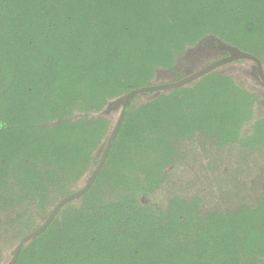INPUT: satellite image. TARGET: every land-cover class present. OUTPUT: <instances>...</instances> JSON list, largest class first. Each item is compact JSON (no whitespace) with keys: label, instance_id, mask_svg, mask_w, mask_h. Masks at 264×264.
<instances>
[{"label":"trees","instance_id":"16d2710c","mask_svg":"<svg viewBox=\"0 0 264 264\" xmlns=\"http://www.w3.org/2000/svg\"><path fill=\"white\" fill-rule=\"evenodd\" d=\"M221 44L264 70V0H0V210L23 214L0 220V235L16 245L96 166L110 124L102 110L161 71L175 76L160 83L181 79L190 52ZM232 62L256 76L253 61ZM226 66L135 95L90 188L14 264H264V86ZM209 137L260 153L250 190L218 185L241 203L205 207L199 181L153 202ZM28 212L39 222L28 226Z\"/></svg>","mask_w":264,"mask_h":264},{"label":"rangeland","instance_id":"374dc122","mask_svg":"<svg viewBox=\"0 0 264 264\" xmlns=\"http://www.w3.org/2000/svg\"><path fill=\"white\" fill-rule=\"evenodd\" d=\"M193 52L196 54L190 55V52L187 56V62L183 65V67L185 66L184 69H181V71L185 74H187V72H193L197 68L205 66L206 63L212 62L222 57L221 51L213 50L211 47L206 45L199 46L197 49L192 51V53ZM248 65V63L243 62H230L224 64L223 66H226L224 71L233 79L241 80L246 85L250 84L248 87H251L252 90H258L261 87L258 78L257 76L254 77L251 75ZM174 76L175 74L171 71H161L159 72L158 78L154 81V83H160L161 80H168L169 78H174ZM118 112L119 108L107 110L104 109L99 113L104 115L110 123L107 134H109ZM204 139L206 143H204L205 141H203V139L197 141L199 153L195 151V154L193 152L191 157L184 156L180 166H178V168H173L175 170L173 173H171V175L173 174L171 176L172 181H170L169 185L167 184L168 187L163 186L162 189L153 195V202L163 204L166 197H168L171 193L173 194L178 192L179 194H182L183 191L186 193L187 189H189L187 188L188 184L194 183V181H199L200 187L206 189V191L202 193V202L205 207L216 210H224L227 208H232L241 203L239 198L229 200L225 197L219 196V192L217 190L218 185L220 181H225V185L244 182L245 184L242 185L246 186V189L250 190V183L248 182L250 179L248 178L256 173H259L257 157L260 155V153L255 150H245L243 147H232L234 145H230L231 147L224 149L225 147L218 146L213 138L209 137ZM200 144L203 145L201 146ZM249 154L251 156V162L255 165L247 168V164L250 162V160H248L250 157ZM197 162H199V164H197ZM94 168L95 166H91V169L87 172H84V174L80 176V179L73 182L69 186L70 190L74 191L79 189L87 180L88 176L90 175V171H92ZM193 186L195 187V183ZM197 189L199 193L201 190H199V188ZM212 192L214 195H212ZM224 196L226 195L224 194ZM54 203V199L50 200L48 207L51 208ZM10 209H13L14 211L9 212L7 209L0 210L1 221H4L5 218L7 219L13 216H19V218L23 217V214L18 209L14 207ZM24 218H26V221H28V226H32L38 223L40 220L34 217L31 212H28L27 216L25 214ZM22 227L23 226L20 227L19 225V231H22ZM7 235L8 233L0 235V264H5L10 259L12 251L15 247L16 240H14V236Z\"/></svg>","mask_w":264,"mask_h":264},{"label":"water","instance_id":"95a60500","mask_svg":"<svg viewBox=\"0 0 264 264\" xmlns=\"http://www.w3.org/2000/svg\"><path fill=\"white\" fill-rule=\"evenodd\" d=\"M218 49L226 52L227 54L225 56L217 59V60L210 62L209 64H207V65H205V66H203V67H201V68H199L193 72L188 73L187 75H185L181 79H178L175 81H170V82L154 83L151 85H145L142 87H138V88L132 89L125 96L117 98L113 101V103L110 107L112 109L119 108V112L117 114V117L115 119V122H114L109 134L107 135L103 149L101 151V155L99 157L98 163L96 164L95 168L93 169L91 174L88 176L85 183L79 189H77L76 191H73L72 193H69L68 195L64 196L53 206V208L51 209L49 214L45 217V219L39 225L38 228L26 233L18 241V243L15 245L12 256L10 257V259L5 264H14L16 262L18 256H19L20 252H21V249L29 240L33 239L34 237H36L37 235L42 233L47 228L49 223L56 217V215L60 212V210L67 203H69L72 200L78 199L84 193L87 192V190L90 188V186L92 185V183L94 182V180L96 179V177L98 176V174L100 173V171L103 167V164H104L105 159L108 155V152H109V150L113 144V141H114V139H115V137L119 131L121 123L124 120V117H125V114H126L128 107L130 105L131 99L135 95L141 94L144 92L161 91V90L173 89V88L183 86L187 83H190L193 80H196V79L202 77L203 75L209 73L210 71H212V70H214V69H216V68H218V67H220L226 63H230L232 61L241 60V59L251 60L255 63L254 74L257 76L260 83L264 86V70L262 67V63L257 56H255L249 52L241 51V50H239L233 46L227 45V44L219 45Z\"/></svg>","mask_w":264,"mask_h":264},{"label":"snow or ice","instance_id":"6c2138e0","mask_svg":"<svg viewBox=\"0 0 264 264\" xmlns=\"http://www.w3.org/2000/svg\"><path fill=\"white\" fill-rule=\"evenodd\" d=\"M195 54H196V53H194V52H193V53H190V55H195Z\"/></svg>","mask_w":264,"mask_h":264}]
</instances>
